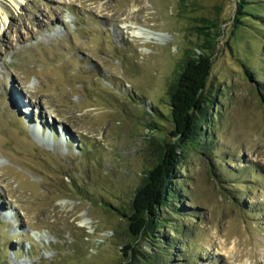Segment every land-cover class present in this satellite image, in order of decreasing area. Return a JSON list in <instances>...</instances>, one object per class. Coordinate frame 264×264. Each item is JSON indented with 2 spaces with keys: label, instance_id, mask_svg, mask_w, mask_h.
Segmentation results:
<instances>
[{
  "label": "rangeland",
  "instance_id": "rangeland-1",
  "mask_svg": "<svg viewBox=\"0 0 264 264\" xmlns=\"http://www.w3.org/2000/svg\"><path fill=\"white\" fill-rule=\"evenodd\" d=\"M205 39L206 137L176 148L162 227L133 236L122 213L177 142L168 86ZM126 243L264 264V0H0V264H126Z\"/></svg>",
  "mask_w": 264,
  "mask_h": 264
},
{
  "label": "trees",
  "instance_id": "trees-1",
  "mask_svg": "<svg viewBox=\"0 0 264 264\" xmlns=\"http://www.w3.org/2000/svg\"><path fill=\"white\" fill-rule=\"evenodd\" d=\"M204 33L210 35L209 31ZM205 41L208 45H205L203 50L194 54L186 53L180 59L168 86L169 111L166 118L172 123L169 134L177 142L161 144L156 161L146 169L142 183L133 194L129 213H122L128 218V230L133 236H141L143 233L152 232L153 228L162 227V221L166 220L168 214L165 208L171 202L178 203L179 198L180 187L172 180L176 165V148L185 141L197 145L200 138L203 140L206 137V130L203 131L202 128L208 127L210 114H207L206 109L209 98L205 87L212 72L213 57L209 46L212 40ZM170 211L173 213L177 208L173 206ZM181 232L183 228H180L177 234ZM124 248L123 255L128 256V251L133 246L126 243ZM138 256L145 259V263H140L142 260L138 259ZM126 264L159 262L155 254L143 255L138 252L129 255Z\"/></svg>",
  "mask_w": 264,
  "mask_h": 264
},
{
  "label": "bare ground",
  "instance_id": "bare-ground-1",
  "mask_svg": "<svg viewBox=\"0 0 264 264\" xmlns=\"http://www.w3.org/2000/svg\"><path fill=\"white\" fill-rule=\"evenodd\" d=\"M15 1H16V3L19 2V1L22 2V0H15ZM139 7H137V8H136V6L133 7L131 12H134V11L140 9ZM5 17L7 19L6 15H5ZM129 31H130L131 36L136 37V38H150V39L151 38H155V39H159V38H161L164 35V33L160 32V31H155V30L153 31V29H150L148 27H144V26H141V25L140 26H133V28H131V30H129ZM16 99H17V97H16Z\"/></svg>",
  "mask_w": 264,
  "mask_h": 264
}]
</instances>
